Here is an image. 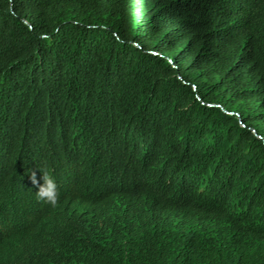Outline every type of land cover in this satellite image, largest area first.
<instances>
[{
	"label": "trees",
	"instance_id": "obj_1",
	"mask_svg": "<svg viewBox=\"0 0 264 264\" xmlns=\"http://www.w3.org/2000/svg\"><path fill=\"white\" fill-rule=\"evenodd\" d=\"M0 264H264V0H0Z\"/></svg>",
	"mask_w": 264,
	"mask_h": 264
},
{
	"label": "clouds",
	"instance_id": "obj_2",
	"mask_svg": "<svg viewBox=\"0 0 264 264\" xmlns=\"http://www.w3.org/2000/svg\"><path fill=\"white\" fill-rule=\"evenodd\" d=\"M40 178L37 179L36 171H32L29 179L35 187V196L49 205L55 207L59 202L58 185L55 179L43 168L39 169Z\"/></svg>",
	"mask_w": 264,
	"mask_h": 264
}]
</instances>
